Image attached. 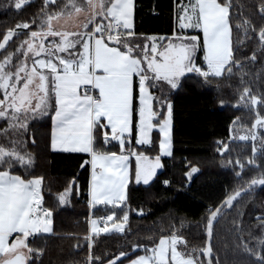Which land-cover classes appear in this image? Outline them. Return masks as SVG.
<instances>
[{
  "label": "snow or ice",
  "instance_id": "1",
  "mask_svg": "<svg viewBox=\"0 0 264 264\" xmlns=\"http://www.w3.org/2000/svg\"><path fill=\"white\" fill-rule=\"evenodd\" d=\"M33 0H9L6 10L18 14ZM171 35H151L143 39L135 28L137 0H43L39 15L8 28L0 50V264H37L43 250L31 246L30 238L55 236L54 207L45 206V177L35 175L34 150L39 148L33 135V121L50 122L46 141L52 153L84 154L80 165L89 180L79 189L78 178L59 196L68 203L74 192L83 191L90 208L115 209L127 206L129 186H148L163 168L162 157L173 155V105L168 93L178 89L182 79L194 74L208 84L225 85L238 93L236 108H245L254 118L246 131L219 142L216 151L232 165L242 184L226 194L218 206L206 208L204 220L207 246L192 248L207 256L195 259L179 246L187 241L178 234L159 239L144 255L129 264H221L213 255L214 225L226 210L240 204L241 193L249 196L264 189V91H254L252 81L239 76L243 68L260 62L264 70V0H256L253 11L261 23L242 16L235 0H176ZM35 25V27H32ZM28 30V31H22ZM19 40L17 52L6 46ZM245 41H256L250 55ZM16 55V59L13 56ZM247 61L248 63H245ZM259 75L264 87V71ZM224 101L221 100V104ZM240 117L237 116L236 121ZM240 127H245L241 124ZM160 138L154 140L153 132ZM115 144L117 150L100 149ZM232 141L251 147V156L233 160ZM158 145V147H157ZM149 151L157 153L154 157ZM227 153L225 156L224 154ZM250 166L257 175L245 180L242 173ZM21 168L27 175L16 174ZM197 168L187 173L189 179ZM168 186L170 181L164 180ZM143 215V210H140ZM235 231L238 247L256 264H264V213L255 217L259 233L244 235L242 216ZM129 215L117 221L116 213L93 218L91 232L123 233ZM103 221L104 226L100 227ZM89 249L92 247L91 237ZM123 256V253L121 254ZM93 257L87 258L92 264ZM98 259V258H96ZM110 264H116L115 260Z\"/></svg>",
  "mask_w": 264,
  "mask_h": 264
},
{
  "label": "trees",
  "instance_id": "2",
  "mask_svg": "<svg viewBox=\"0 0 264 264\" xmlns=\"http://www.w3.org/2000/svg\"><path fill=\"white\" fill-rule=\"evenodd\" d=\"M8 2L9 0H0V42L8 28L38 16L43 0H33L31 6L19 14L15 10H6ZM175 2L176 0H137L135 28L141 39L173 33ZM235 2L242 6V16L251 17L257 25L261 23L253 11L256 0ZM19 43L14 37L6 47L7 51L13 53ZM257 43L245 41L247 47L244 50L250 55L257 50ZM4 55L5 50L0 52V61ZM262 71L264 70L258 61L254 66L243 68L232 83L237 84L239 76L246 74L244 79L253 82L254 91H264L259 75L253 77L254 72L261 74ZM168 100L173 105V156L161 159L163 170L148 186L132 184L127 206L115 209L108 206L91 210L83 191L79 194L74 192L70 202L61 206L58 196L73 179L78 178L79 189H83L89 180V173L80 167L82 159L88 157L84 154L50 152L46 147L50 122L34 123L33 135L37 138L39 148L33 152L36 165L32 173L45 177V206L54 207L56 231L55 236L30 239L31 246L42 249L44 253L37 264H87L89 255L94 258L92 264H110L117 259L116 264H127L139 255H144L145 248L154 247L159 239L173 233L181 235L187 241V248L180 245L182 251L191 253L192 248L206 246V208L218 206L227 198L226 194L242 184L232 165H228L227 161L224 165L221 164L224 157L216 148L219 142L229 141L231 136L246 131L254 116L243 107H235L238 93L234 94L231 88L217 85L216 82L208 85L194 74L186 75L180 87L168 93ZM221 100L224 101L223 104ZM237 116L240 120L233 125ZM241 124L245 127H240ZM153 138L158 141L159 133L154 132ZM97 144L102 150L106 147L117 150L114 143L105 146L102 135L98 137ZM229 150L233 160L238 156L246 162L251 156V147L243 141H232ZM147 154L155 156L157 153L149 151ZM257 163L264 165V161L259 159ZM192 168H197L198 171L189 179L187 173ZM12 171L22 176L27 175L18 167ZM257 174L256 170L247 165L242 173L245 180ZM164 180L170 181V184L165 186ZM239 201L240 204H235L233 209L228 210L214 228L213 252L221 264H256L252 257L238 247L237 236L240 233L235 229L241 220L240 213H243V227L246 230L244 235L248 232L253 235L259 233L255 217L264 213V189L257 188L251 196L247 194ZM141 209L142 216L138 215ZM113 211L117 221L122 219L125 212L129 215L125 231L121 234L94 236L89 249V241L84 238L89 235L90 218L104 217ZM191 254L194 258L205 261L199 251Z\"/></svg>",
  "mask_w": 264,
  "mask_h": 264
},
{
  "label": "crops",
  "instance_id": "3",
  "mask_svg": "<svg viewBox=\"0 0 264 264\" xmlns=\"http://www.w3.org/2000/svg\"><path fill=\"white\" fill-rule=\"evenodd\" d=\"M11 42V41H10ZM9 42V43H10ZM7 47V46H6ZM0 51H2V50H0ZM172 104V103H171ZM154 132H158V131H156V130H154ZM154 132H153V134H154ZM172 137H173V125H172ZM173 156V155H172ZM172 156L171 157H162L161 159H163V158H172ZM154 157V156H153ZM162 162V161H161ZM163 164V163H162ZM163 170V168H161V169H158V171H157V176L161 173V171ZM131 185L132 184H130V186H129V189H130V187H131ZM139 186H144V185H139ZM60 196V195H59ZM59 196H58V199H59ZM71 199V198H70ZM70 199H69V201H68V203L70 202ZM128 199H129V193H128ZM127 202H128V200H127ZM127 202H126V204H127ZM68 203H66V204H64V205H61V206H66ZM90 207V206H89ZM97 207H104V206H97ZM96 207V208H97ZM109 207H111V206H109ZM122 207V206H121ZM91 210H92V208H90ZM140 216H142V215H140ZM91 219H93L92 217L90 218V220H89V235L88 236H90L91 238L92 237H94V236H98V235H102L100 232L99 233H97V234H93L92 232H91V224H90V221H91ZM100 224H104L103 223V221H101L100 222ZM42 236H50V235H48V234H43ZM30 239H32V238H30ZM137 258V257H136ZM136 258H134V259H136ZM118 260V259H117ZM117 260H115V262L117 261ZM127 264H129V262L127 263Z\"/></svg>",
  "mask_w": 264,
  "mask_h": 264
},
{
  "label": "rangeland",
  "instance_id": "4",
  "mask_svg": "<svg viewBox=\"0 0 264 264\" xmlns=\"http://www.w3.org/2000/svg\"><path fill=\"white\" fill-rule=\"evenodd\" d=\"M3 51V50H2ZM1 52V51H0ZM13 53H15L16 55H19V53L17 52V49L13 52ZM16 55H14L13 56V59L15 60L16 59ZM34 123H36V121H33V124ZM140 212H138V215H140L139 214ZM99 226L100 227H103L104 226V224L102 225V224H99ZM108 226H109V228H110V231L108 232V233H103V232H100L101 234H111V233H118V232H116V231H114V230H111L112 229V222H108ZM125 228H126V225L124 226ZM125 231V230H124ZM119 234H121V233H119ZM179 248H180V246H179ZM181 250V249H180ZM196 259V258H195Z\"/></svg>",
  "mask_w": 264,
  "mask_h": 264
},
{
  "label": "water",
  "instance_id": "5",
  "mask_svg": "<svg viewBox=\"0 0 264 264\" xmlns=\"http://www.w3.org/2000/svg\"><path fill=\"white\" fill-rule=\"evenodd\" d=\"M245 195H247V193H244V192H242L241 193V197H238L237 199L238 200H241ZM236 203L234 202V205H235ZM228 210H230V209H228ZM228 210H226V212L228 211ZM219 220L221 219V218H218ZM215 226L216 225H214V228H215ZM206 236H207V234H206ZM212 243H213V240H212ZM206 246H207V241H206ZM205 246V247H206ZM213 255H214V252H213ZM204 258H205V261H207V259H208V257L207 256H204Z\"/></svg>",
  "mask_w": 264,
  "mask_h": 264
},
{
  "label": "built area",
  "instance_id": "6",
  "mask_svg": "<svg viewBox=\"0 0 264 264\" xmlns=\"http://www.w3.org/2000/svg\"><path fill=\"white\" fill-rule=\"evenodd\" d=\"M41 258H42V257H41ZM41 258H40V259H41Z\"/></svg>",
  "mask_w": 264,
  "mask_h": 264
}]
</instances>
